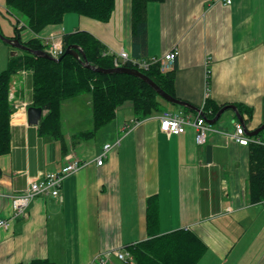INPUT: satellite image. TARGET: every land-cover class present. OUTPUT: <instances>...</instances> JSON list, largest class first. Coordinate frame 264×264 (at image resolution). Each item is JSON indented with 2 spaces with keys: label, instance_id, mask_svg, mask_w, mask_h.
Wrapping results in <instances>:
<instances>
[{
  "label": "crops",
  "instance_id": "1",
  "mask_svg": "<svg viewBox=\"0 0 264 264\" xmlns=\"http://www.w3.org/2000/svg\"><path fill=\"white\" fill-rule=\"evenodd\" d=\"M129 6V0H115L106 23L66 15L62 24L46 27L38 37L61 39L65 33L82 30L108 50L131 55ZM4 12L13 21L8 19V23L0 16V33L12 37L14 22H22L6 9L5 0H0V15ZM147 23L145 58L177 51L172 67L163 71L174 73L177 99L198 109L207 98L220 105L246 106L252 110L247 122V116H241L247 132L264 123V0H231L230 5H224L223 0H164L147 5ZM20 34L23 39L31 35L26 30ZM10 49L7 61L19 53ZM9 86L16 112L9 121L10 150L0 156V191L21 193L27 177L57 172L64 159L60 143L38 133L45 111L37 124L28 122L31 74H14ZM68 101L61 105V125L64 109L77 104ZM90 101L86 100L85 106L91 107ZM131 112L130 106L118 109L115 119L100 130L99 141L101 137L111 140L103 146L119 142L101 166L95 159L103 146L89 157L79 151L81 142L71 139L81 131L62 129L66 150H73L85 165L64 179L59 197H37L8 231L0 230V264L32 260L98 264L96 258L104 254L126 252L125 246L146 238L145 201L152 195L158 197L161 234L191 230L206 244L207 251L198 264H263L264 258L251 262L248 246L237 251L238 240L231 235L233 228L247 223L246 214L255 205H262L248 201L247 146L223 135L232 133L239 123L235 114L225 111L218 121L222 120L212 126L215 132L208 135L206 144L198 146L191 128L178 136L162 133L157 116L140 121L126 133ZM76 115L74 112L73 117ZM110 125V131L106 130ZM122 131L126 134L119 137ZM206 146L211 147L210 163L206 162ZM167 204L168 209L162 208ZM9 213L8 202L0 200V219ZM163 218L172 220L174 224H168L172 227L162 229ZM108 264L125 263L109 255Z\"/></svg>",
  "mask_w": 264,
  "mask_h": 264
},
{
  "label": "trees",
  "instance_id": "2",
  "mask_svg": "<svg viewBox=\"0 0 264 264\" xmlns=\"http://www.w3.org/2000/svg\"><path fill=\"white\" fill-rule=\"evenodd\" d=\"M130 36L133 59L145 58L148 46L147 5L162 3L164 0H129ZM115 0H5L6 9L24 18L14 22L12 39L33 51L46 52V45L37 37L48 26L60 25L66 15L86 17L98 22L109 21ZM31 35L21 37L20 31ZM63 53L67 47L77 46L82 50L89 65L102 69H113V55L96 37L86 31L76 30L61 37ZM124 67L139 70L162 91L176 98L174 93V73H163L159 64H152L147 70L137 69L130 63ZM31 74V107L40 108L45 115L38 124V133L49 136L60 143L63 157L68 152L62 134L60 109L64 101L89 94L91 98L90 130L71 136L73 143L93 139L102 128L116 117L117 110L126 102L132 104L135 121L140 122L166 111L163 100L143 80L128 74H102L86 68L82 62L72 56H64L60 62L36 57L28 52L19 51L18 55L8 59L0 72V156L10 150V115L14 106L9 100L10 77L18 72ZM177 99V98H176ZM167 103V102H166ZM169 104V103H168ZM176 106V105H174ZM225 105L217 104L207 98L202 107L204 116L211 120ZM181 108L179 106H176ZM185 112H190L181 108ZM240 116L249 120L252 110L237 105ZM258 143L247 144L249 168L247 196L251 204L264 201V130L252 137ZM46 197V196H39ZM159 204L157 195L149 196L145 201L144 232L146 238L124 247L134 264H198L207 251L206 244L193 231L179 229L168 233L159 232ZM23 264V263H17ZM27 264H54L48 260H32Z\"/></svg>",
  "mask_w": 264,
  "mask_h": 264
},
{
  "label": "built area",
  "instance_id": "3",
  "mask_svg": "<svg viewBox=\"0 0 264 264\" xmlns=\"http://www.w3.org/2000/svg\"><path fill=\"white\" fill-rule=\"evenodd\" d=\"M223 4L230 5L231 0H223ZM41 40L42 43L46 45V53L50 57L58 59L62 56L63 47L60 39H57L54 35H49L41 38ZM107 54L114 56V68L122 67L124 64L130 63L137 69L147 70L152 64L157 63L160 65V70L163 72L172 67L177 56V51L174 49L164 56L147 60L133 59L123 50L118 52L108 50ZM23 105L25 107V103ZM157 118L159 120L160 131L167 136H178L184 134L188 128H191L194 133L195 143L198 146L204 145L208 135L215 132L206 122L205 118L199 114L192 115L183 112L171 113L166 111L161 113ZM223 135L240 145L258 143V141L249 138L246 135L245 129L238 123L234 125V131L232 133L223 132ZM118 144L119 142H116L114 145H104L101 153L96 158V164L101 166L109 151ZM84 165L85 163L79 161L73 152H68L64 156V165L58 172H39L33 178L27 177L26 186L21 193L0 191V200L7 201L10 208L8 217L0 219V230L8 231L15 219L25 215L27 208L35 198L39 196L59 197L64 179L76 173ZM262 205L264 207V201ZM109 255H113L117 260L124 263L134 264L131 257L127 253L121 251H113L110 254H104L102 257L96 258L97 263L107 264Z\"/></svg>",
  "mask_w": 264,
  "mask_h": 264
},
{
  "label": "rangeland",
  "instance_id": "4",
  "mask_svg": "<svg viewBox=\"0 0 264 264\" xmlns=\"http://www.w3.org/2000/svg\"><path fill=\"white\" fill-rule=\"evenodd\" d=\"M14 14H16V16L20 19V21L24 23V18L22 16H20L17 13H14ZM0 16L5 18L8 23H9L8 19L13 21V18L9 15H6L5 12L3 13V15H0ZM24 32H25V29H24ZM12 51L13 50H11L7 44H5L4 42L0 40V72L5 68L6 66L5 63L7 61L8 54L10 55ZM70 100L69 101L67 100V101L69 103L77 102V104L74 107H67L64 109L63 118H62V129L67 130V129L74 128L80 131L90 130L92 127L91 107L90 105L85 106V103H84L86 102V100H91L90 95L84 94V95H81L75 98L74 100L72 99ZM126 106H130L132 110V104L130 102L124 103V105H122L120 108L123 109ZM162 107L164 109L170 110V112H173V113H176L177 110H182L181 108H178L170 103L168 104V102L167 103L162 102ZM74 112L77 114L75 117H73ZM230 112H231L230 110L226 111L227 114H231ZM127 121L129 123L126 124L128 125V129H126L127 130L126 133L129 130H132V128H134L139 123L134 120L133 111L130 113V116L129 118H127ZM220 121H218V123ZM217 124H214V125H217ZM111 126L112 125H110V127H107L108 129L106 130L110 131L109 128H111ZM104 128L102 129L104 130ZM103 130L97 133V135L93 139L82 141L81 142L82 147L80 148L79 151L82 153L83 152L88 153L89 157H93L94 153H97L98 149L103 146L105 141H111L110 139L105 138V137H104L105 139L101 137V141H99L100 134L101 132H103ZM126 133L123 131L120 132L119 137H123L124 134ZM113 142H110V145H112ZM79 151L77 150L78 153ZM255 206L256 207L253 210H251L250 213L246 214V218L248 220L247 223H244L242 226H236L235 228H233V233L231 235L233 238L238 240V245L236 247V250L243 251L244 247L248 246L250 248L249 257H251V262L254 261L256 263L257 262L259 263L260 260L264 258V208L260 204H257ZM162 208L168 209L169 204H167L166 206H162ZM170 222L174 224L172 220L163 218L161 220L162 229H168V227L170 226L168 224ZM175 223L177 224L178 222H175ZM263 264H264V260H263Z\"/></svg>",
  "mask_w": 264,
  "mask_h": 264
},
{
  "label": "water",
  "instance_id": "5",
  "mask_svg": "<svg viewBox=\"0 0 264 264\" xmlns=\"http://www.w3.org/2000/svg\"><path fill=\"white\" fill-rule=\"evenodd\" d=\"M0 40L15 50L28 52V53L36 56V57H41V58L49 59V60H52L55 62H60L64 56H72L76 60H79L80 62H82V64L86 68H88L94 72H98V73H102V74H128L130 76H134L136 78L143 80L145 83H147L166 102H168L172 105L179 106L181 108H185L187 110H190L192 112H195L197 114L204 116V113L202 110H200V109H198V108H196V107H194V106H192V105H190L184 101L173 98L170 95L166 94L156 84H154V82H152L145 75H143L139 70L126 68L124 66L107 70V69H102V68H96L94 66L89 65L86 61V57L83 54L82 50H80L77 46L67 47L65 52L63 53V55L60 58L53 59L52 57H50L45 52L33 51V50L27 48L26 46H24L23 44H21L18 39L6 38L1 33H0ZM227 110H231L235 114L237 121L240 124H242L243 126H245V122L242 119V117L240 116L238 109L235 105L223 106L217 112V114L215 115V117L213 119H211V120L206 119V122L209 125H214L220 119L221 115ZM26 114H27V119H28L29 124L35 125V124H37V122L41 118L42 109L34 108V107L30 106L27 108ZM263 130H264V123L262 125H260L257 129H255L251 132H247V136L254 137V136L258 135ZM210 161H211V147L206 146V162L210 163Z\"/></svg>",
  "mask_w": 264,
  "mask_h": 264
}]
</instances>
